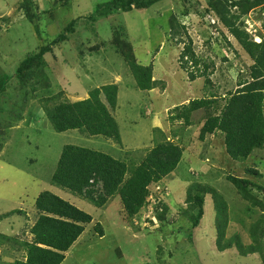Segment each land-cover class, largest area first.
Masks as SVG:
<instances>
[{"label":"rangeland","instance_id":"obj_1","mask_svg":"<svg viewBox=\"0 0 264 264\" xmlns=\"http://www.w3.org/2000/svg\"><path fill=\"white\" fill-rule=\"evenodd\" d=\"M104 1L32 0L25 9L34 18L28 20L21 10L23 0H0V76L8 80L0 97V234L7 238L0 245V264L24 261L15 241H31L35 199L45 191L92 217L62 264H264L260 233H264V150L254 151L240 163L226 154L224 137L218 132L203 142L198 139L204 121L219 113L222 101L216 111L193 113L188 128L182 121L169 120L175 107L208 92L223 97L234 90L239 80L248 79L252 63L216 18L204 12L208 0H161L144 11L90 21L95 5ZM71 21L76 23L67 40L44 56L49 87L32 91L31 79L22 86L15 73L20 62L51 43ZM240 21L239 28H245L252 39L264 40L261 9ZM188 40L196 56L214 64L209 78L213 89L205 84L206 78L190 81L191 68L188 73L180 68ZM126 51L139 65L152 68L156 82L152 91L135 87L123 57ZM107 84L118 87L116 110L110 113L121 145L77 130L54 131L46 109L87 99L91 91ZM164 141L180 146L182 159L170 175L149 186L146 204L132 220L118 197L97 208L51 183L66 145L108 154L130 170ZM229 176L248 179L257 188L250 187V197L244 198ZM192 185L212 191L205 196L197 228H192L185 204ZM215 200L220 202L216 205ZM164 207L163 220L158 221ZM221 207L223 212L218 211ZM97 224L102 237L94 231ZM255 240L261 254L241 259L236 245L246 249Z\"/></svg>","mask_w":264,"mask_h":264},{"label":"trees","instance_id":"obj_2","mask_svg":"<svg viewBox=\"0 0 264 264\" xmlns=\"http://www.w3.org/2000/svg\"><path fill=\"white\" fill-rule=\"evenodd\" d=\"M61 1L66 4L70 0ZM159 1L161 0H107L97 3L88 19L97 22L118 13L144 11ZM30 3L32 0H23L21 10H24L28 20H33L34 15H30L25 9L31 7ZM256 9H261L264 13V0H208L204 12L216 18L217 23L235 40L252 63L249 67L248 79L239 80L236 88L223 97L208 92L201 99L175 107L169 119L171 123L182 121V124L188 128L191 126L190 119L193 113L209 108L216 111V105L220 101L224 102L217 115L206 118L198 139L203 142L206 136L218 132L224 137L226 154L232 161L240 163H243L254 151L264 150V40L260 43L254 42L245 28L240 29L238 26L241 25L242 17ZM75 23L71 21L51 43L41 47L37 53L28 54L20 62L15 73L22 86L31 79L32 91L49 87L46 74L43 72L44 56L51 52L52 47L67 40V35L73 32ZM35 29L38 32L37 27ZM118 44L121 45V42L119 41ZM122 45L125 47L126 44L122 43ZM123 57L129 65L135 87L141 91H152L156 87L152 68L136 63L129 51H126ZM179 63L180 68L186 73L188 69H192L188 73L190 81L206 78L205 84L212 87L209 78L214 70V64L196 56L192 51L190 40L179 58ZM2 77L0 76V97L5 95L8 85V80L5 81ZM117 94V85H103L91 91L87 99L56 104L46 109L45 114L57 133L77 130L83 135L102 136L121 145L118 126L110 113L116 110ZM182 155L183 149L180 146L172 142H160L148 151L141 162L129 170L124 162L108 154L80 146L66 145L62 148L56 168L51 175V183L97 208L104 207L108 200L118 197L126 217L132 220L145 206L149 186L152 184L156 186L163 178L170 175L180 163ZM248 172L254 176L258 174L256 171ZM228 180L244 198L250 197V187L257 188V185L248 179L229 176ZM209 193L212 191L199 185H192L186 191V212L192 228L199 226L204 214V199ZM219 202L220 200L216 201V205ZM34 207L37 218L29 230L31 241H15L19 245L18 251L24 253V261L13 264H62L65 254L84 233L85 227L91 224L92 217L47 191L37 196ZM223 210L222 207L218 209L220 212ZM165 212L164 207L163 213L157 217L158 221L163 220ZM253 230L256 231V228ZM94 231L100 237L103 236L99 224L94 227ZM260 233L264 235L262 230ZM4 240L7 238L0 234V245H3ZM256 244L255 240L245 249L238 243L236 249L241 259L259 254L261 249Z\"/></svg>","mask_w":264,"mask_h":264},{"label":"clouds","instance_id":"obj_3","mask_svg":"<svg viewBox=\"0 0 264 264\" xmlns=\"http://www.w3.org/2000/svg\"><path fill=\"white\" fill-rule=\"evenodd\" d=\"M245 31H247V30L245 29ZM247 34H249L248 31H247ZM253 40H254V42H256V43H260V42H262L261 40H257V41H256L255 39H253ZM147 198H148V197H147ZM146 201H147V200H146Z\"/></svg>","mask_w":264,"mask_h":264}]
</instances>
